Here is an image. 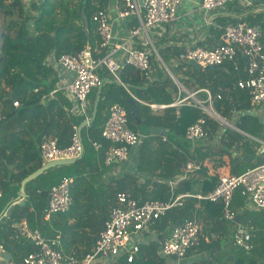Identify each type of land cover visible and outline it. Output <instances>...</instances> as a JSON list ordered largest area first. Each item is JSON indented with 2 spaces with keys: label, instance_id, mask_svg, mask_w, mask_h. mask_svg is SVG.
I'll use <instances>...</instances> for the list:
<instances>
[{
  "label": "trees",
  "instance_id": "trees-1",
  "mask_svg": "<svg viewBox=\"0 0 264 264\" xmlns=\"http://www.w3.org/2000/svg\"><path fill=\"white\" fill-rule=\"evenodd\" d=\"M85 1L86 3L84 0H36L31 2L28 8L23 0H0V18L8 20L0 42V112L3 116L0 121V190L3 193L0 199V219L12 205L14 206L8 222L0 227V245L15 256L18 251L23 252L21 264L29 253L37 250L30 241L20 238L18 229L14 228L23 221L48 239L59 236L64 253L77 258L82 264L87 255L95 252L99 235L111 209L117 206L118 192H127L141 204L147 201L167 202L180 194L194 195L196 185H193L191 180L183 181L172 191L169 185L159 181L146 180L142 183L138 174H155L161 162L158 158L160 148L171 146L170 133L185 137L187 129L198 119L205 117L211 137L203 141L195 151L179 144V151L184 153L173 151L178 157L173 161V169L167 177L179 174L180 165H186L191 160L202 165L212 153L204 151L209 140L218 135L220 130L217 121L194 106L184 105L179 111L168 109L163 116L153 115L150 107L137 102L132 95L153 103L171 104L174 99L171 92L166 90L165 84L143 88L149 82L147 76L126 66L121 73L124 87L114 81L106 69H100L98 75L104 78L106 83L102 87L96 119L82 131L85 146L83 158L74 164L45 171L26 185L25 197L18 200L21 182L46 164L40 150L43 140L57 138L61 149L68 148L72 145L81 123L92 118L98 89L92 91L89 96L86 116L73 115L70 112L71 103L62 92L56 93L53 98L48 97L59 84L57 73L47 66V61L52 55H75L90 47L95 57L105 56V52L100 50L93 15L99 10L108 9L114 0ZM230 4L237 6L236 3ZM119 7H124L123 0H119ZM238 22H246L249 26L264 31L263 17L260 15L248 14L237 19L230 18L220 25L225 27ZM215 31L222 33V30ZM155 47L165 59L157 43ZM178 55L179 52L175 54ZM155 60L154 56L152 61ZM187 65L189 64L183 66ZM193 71L197 81L202 79L201 81L207 82L208 75L212 77L216 87L225 86L222 94L214 93L217 99L215 108L222 118L233 122L241 131L228 128L221 137L219 151L232 159L233 175H240L248 169L264 164V156H259L258 145L254 141L264 138V124L258 113L253 110L249 91L239 87L240 79L230 78L218 72L219 70L211 71L209 68H205L204 72L195 69ZM223 79H227V82L224 83ZM184 84L188 87V81L184 80ZM12 93L14 102L9 99ZM218 96H221V99H218ZM45 97L48 99L44 100ZM15 102L19 103V107L14 106ZM114 104H120L127 110L129 127L133 131H138L137 122L131 115L135 106L136 115L146 120L147 129H164L167 134L160 132L155 136H146L139 149L141 154L137 164L138 174L125 175L109 184H95L93 179L102 176L110 168L104 163L109 143L104 140L102 131L108 120L109 109ZM94 142L102 143L103 149L96 151ZM155 144L157 147L152 149L151 146ZM250 158L256 161L246 163L243 160ZM64 178L73 180L71 210L67 214L53 215L50 219L43 220L49 193ZM205 203L208 210H217L210 215L212 219L222 216L221 202ZM247 203L246 198L236 195L233 209L241 223L250 224L254 228L253 248L250 252L237 246L229 249L222 248L219 243H208L203 239L200 229V245L192 248L186 257L196 252L197 258L193 264H264V211L247 210ZM196 205V199L187 198L183 206L173 208L156 221L153 227L159 233L160 241L141 244L132 263H129L127 258H121L118 262L96 264H168L167 259L160 254L164 238L174 230L178 222L193 219ZM216 248L219 251L216 252Z\"/></svg>",
  "mask_w": 264,
  "mask_h": 264
},
{
  "label": "built area",
  "instance_id": "built-area-1",
  "mask_svg": "<svg viewBox=\"0 0 264 264\" xmlns=\"http://www.w3.org/2000/svg\"><path fill=\"white\" fill-rule=\"evenodd\" d=\"M29 8L36 0H23ZM40 1V0H39ZM144 6L138 0H123L124 8L118 7L116 16L119 20L135 18L137 25L132 26L124 35H119L114 29V20L108 9L99 10L93 15V22L100 40V50L105 56L95 57L91 48L75 55L64 54L60 57L52 55L47 66L54 69L59 78L57 89L52 91L49 98L62 92L70 101V112L75 116H86L88 113L89 96L94 89L104 86L106 80L98 75V70L106 69L114 81L125 87L121 73L130 66L144 73L149 79L153 71L152 58L155 56L161 68L167 67L161 59L154 43V30L170 25L179 18L180 8L187 4H195V0H143ZM229 3H240L252 6L254 0H196V5L206 14L223 9ZM119 6V0H118ZM224 43L216 48L204 47L187 48L179 53L178 61H193L203 69L222 67L232 63L235 71L240 68L237 64L239 57L246 59L247 78L240 80L241 89L249 91L253 110L256 111L264 124V46L261 42L262 33L257 27L249 26L246 22H238L223 27ZM143 48L138 47V43ZM166 70H168L166 68ZM68 76V81L65 79ZM207 103H190L195 94H188L179 99L174 105H189L209 113L212 118L223 119L213 110L214 96L206 90ZM47 97L44 98L46 100ZM221 99V96L217 97ZM48 99V98H47ZM138 100L137 98H135ZM139 101V100H138ZM19 107V103H14ZM151 109L165 108L160 105H150ZM3 116L0 112V121ZM102 136L106 142L107 152L104 163L107 167L122 164L130 159L134 148L143 143V135L129 127L127 110L120 104H114L109 109L108 120L103 128ZM211 137L207 129L205 117L198 119L186 131L185 139L192 144L208 140ZM257 143L259 156H264V138L254 139ZM96 151L103 149V144L94 142ZM43 160L48 163L58 160L78 158L82 152V142L76 134L70 147L61 149L57 138H46L41 146ZM201 170V166L191 160L184 167V174L179 179L186 181ZM71 178H64L54 186L49 193L46 218L53 215L67 214L73 203ZM176 185H171L175 188ZM175 190V189H174ZM173 191V190H172ZM236 195L247 199L255 210L264 211V164L248 169L240 175L219 177L216 187L206 195L181 194L169 201H147L139 203L127 192H118L117 206L111 209L110 216L105 222L99 235L95 252L85 257L82 264L118 262L127 258L132 263L140 250V245L133 243V237L139 236L148 227L164 217L173 208L183 206L187 198L200 201L223 204L221 219L235 223L238 214L233 209ZM3 193L0 190V199ZM20 238L33 242L37 250L29 253L23 264H80L77 258L68 256L62 250L61 238L48 239L39 230L31 229L26 221L17 227ZM200 227L195 219H186L174 228L161 245L160 254L166 259L182 260L188 252L200 245ZM254 228L250 224H239L235 232L234 245L250 252L253 248L252 239Z\"/></svg>",
  "mask_w": 264,
  "mask_h": 264
},
{
  "label": "crops",
  "instance_id": "crops-1",
  "mask_svg": "<svg viewBox=\"0 0 264 264\" xmlns=\"http://www.w3.org/2000/svg\"><path fill=\"white\" fill-rule=\"evenodd\" d=\"M254 2L255 3L252 6H244L240 3H236L237 6H234L233 4L229 3L223 9H220L215 12H211L209 14L204 13L199 8V6L196 5V0L194 2L195 4H187L182 6L180 8L179 18L175 22H173L170 25H166L160 29L154 30V35H155L154 42L157 43V45H159V49H161L165 59H163L161 56L160 57L164 61L167 67L161 68L157 63V60L152 61L153 71L150 75L151 78L149 79L147 77L149 82L146 86L143 87L146 88L150 85L153 86L155 84H165L164 86L166 87V90L171 92L174 102L171 104H159V103H153L152 101L150 102L148 100H141L138 97L132 95L133 98L134 99L137 98L139 100L138 101L135 99L137 102L148 107H150V105L165 106V108L162 109L161 108L157 110L151 109L153 115L163 116L164 112L168 109H175L179 111V109L182 108V106H178L174 104L180 98L181 99L186 98L188 94H195L194 96L195 99L191 98L190 103L194 104L196 102L195 100H197L206 103V106L208 107L207 93H206L207 90L214 96V103L212 106L213 110H215V112L219 115V117H221V115L216 111L215 108V102L217 99L214 93L222 94V92L225 89V86L220 85L216 87V84L213 81L212 77L208 75L206 76V78L208 79L207 82L201 81L202 79H200V81H197L196 77L193 74L194 73L193 69L195 68L190 65L192 68L187 69V67L183 66L185 64L180 65V63L189 64V62H183L180 60L178 61L177 58L178 56H175V54L177 52L181 53L187 48H196L200 46L208 49H213L218 47L219 45H222L224 43V30H223V26H221L220 23H222L224 20L227 21L230 18L237 19L244 17L248 14H251L254 16H258V15L262 16L264 23V0H254ZM118 7H119L118 0H114L109 6L108 10L110 11V14L115 23L114 24L115 31L119 35H124L128 31V29H130L134 25H137L138 22L135 18L132 17L124 20L117 19L116 8ZM238 8H240L239 11H236V9ZM258 29L261 31V28ZM215 30L218 31L222 30V33L218 34ZM261 33H263L262 44L264 46V31L263 32L261 31ZM137 43H138V47L143 48L142 44H139V42ZM157 52L159 53V50H157ZM168 61L172 64V66L167 64ZM237 64L240 68L239 71H235L234 65L232 63H229L222 66L218 72H222L223 74H225L230 78L234 77L237 80L239 79L243 80L247 78V73L245 69L246 68L245 58L239 57L237 59ZM166 68L168 70H166ZM201 72H204V69H202ZM189 76L191 77V80H189ZM200 78H202V76H200ZM65 79L68 81L69 79L68 76H66ZM184 80L188 81V87L184 84ZM223 81L224 83H226L227 79H223ZM204 83L207 85H205ZM183 95H185V97ZM213 119L215 121L219 120V118L218 119L213 118ZM222 119H223L222 123L221 120L219 123L220 124L219 134L209 140L207 144V149L204 150L205 152L210 151V153L211 152L212 153L203 161L202 165H200L201 170L197 173L192 174L189 177V179H187V180H191L193 185H196L194 187V195L208 194L216 187L219 181V177L233 175L232 163H231L232 159L230 158L229 155L220 152L221 137L228 128L234 129L238 132L241 131L234 126L233 122H228L224 118ZM234 120L237 121L236 119ZM140 121L141 124H137L138 131L136 132L143 135L144 137L143 141L148 135L155 136L160 134V132H163V135L167 134V131L164 129H157V128L151 130L147 129L146 120L140 119ZM169 139L171 140V144L169 143L171 146H169L168 148L166 147L160 148L159 150L158 158L161 162L158 166V171L155 174H149L146 172L138 174L137 164L140 159L141 153L139 149L142 146L141 144L140 146L132 150L129 160L130 164L129 163L116 164L110 167L109 170L104 172L102 176L95 178L96 180L93 179L92 182L93 183L95 182V184L98 183L109 184L114 179L122 178L123 176L128 174L134 175L137 173L142 183H144L146 180L159 181L165 183L166 185H169V187L173 191H175L178 185L182 183L179 181V179L180 177H182L181 175L184 174L183 170L185 165H180L179 174L175 175L174 177H170V178L167 177V174L173 169L174 166L173 161L177 160L178 157V155L173 154V151L181 150L179 144L190 149L191 151H195V149L198 148L200 144L203 143V141H199L195 144H192L189 143L185 139V137H182L181 135H177V134L174 135V133H170ZM164 141L168 143L166 138H164ZM156 147L157 144L151 146L152 149ZM179 152L184 153L183 151H179ZM255 161L256 160L254 159L253 162ZM159 175L162 176L160 177ZM171 185H176V186L175 188H172ZM196 201H197V205L193 219L197 221L201 229V234L203 239H205L208 243H219L220 245H222V248L227 247L230 249L234 247L235 245L233 242V238L237 230V226L239 224H243L241 223L240 218L237 219L235 223L226 222L222 220L221 217L212 219L210 215L212 213L214 214V212H216L217 210L214 208L208 210L207 205L205 203L208 201H200L198 199H196ZM246 207L247 210H255L253 206H251V203H247ZM46 220H48V218H46ZM18 226L19 224H16L14 228H17ZM153 241H157V242L160 241V235L154 229L153 226L148 227L145 231L140 233L139 236L133 237V243L137 245L149 244ZM30 244L32 245L33 243L30 241ZM0 246L3 249V252H7L8 254L11 255V262L15 264L22 263L23 252L18 251L17 256H15L9 251L5 250L2 245ZM217 251L219 250L216 248V252ZM195 254L196 252L190 254L188 257H185L182 260H177L175 258L167 259V262L168 264H193L194 260H196L197 258Z\"/></svg>",
  "mask_w": 264,
  "mask_h": 264
},
{
  "label": "water",
  "instance_id": "water-1",
  "mask_svg": "<svg viewBox=\"0 0 264 264\" xmlns=\"http://www.w3.org/2000/svg\"><path fill=\"white\" fill-rule=\"evenodd\" d=\"M139 1V4L141 6H144V1L143 0H138ZM84 2L86 3V1L84 0ZM4 33L3 32H0V42H1V39L3 37ZM246 60V59H245ZM189 65L193 66L195 69H197L198 71H201L203 68L200 66V65H197L196 63H194L193 61H190L189 62ZM211 71H218L220 70V68L218 67H210L209 68ZM101 91H102V87L99 88V91H98V96L96 98V101H95V105H94V111H93V115H92V118L90 120H85L84 122L81 123V125L78 127V130H77V135L79 137V139L81 140L82 142V152H81V155L78 157V158H73V159H69V160H58V161H52V162H48L46 163L43 167H41L40 169H38L37 171H35L34 173H32L31 175H29L28 177H26L22 182H21V188H20V195H19V198L18 200L20 199H23L25 197V187L26 185L33 181L34 179H36L38 176L42 175L45 171L49 170V169H53L55 167H59V166H65V165H71V164H74L76 163L77 161L81 160L85 154V146H84V142H83V139H82V131L84 128H86L87 126L91 125L94 120L96 119L97 117V112H98V105H99V102H100V98H101ZM11 101H15L14 100V94L12 93L10 98H9ZM135 106L131 112V115L132 117L137 121V124H141V121L139 119V117L136 115L135 113ZM245 162L247 163H253L254 159L251 158V159H243ZM49 200V198H48ZM48 200H47V203H48ZM22 205H24V203H22ZM14 206L12 205L7 211L6 213L1 217L0 219V227L2 224H6L11 216V213H12V210H13ZM46 211L43 213V220L46 219ZM181 222H178L175 226V228H178L179 225H180ZM33 243V242H32ZM0 264H15L13 262H11V255L8 254L7 252H3V249L2 247L0 246Z\"/></svg>",
  "mask_w": 264,
  "mask_h": 264
},
{
  "label": "rangeland",
  "instance_id": "rangeland-1",
  "mask_svg": "<svg viewBox=\"0 0 264 264\" xmlns=\"http://www.w3.org/2000/svg\"><path fill=\"white\" fill-rule=\"evenodd\" d=\"M124 8V7H123ZM7 22H8V20L7 19H4V18H0V32H3L4 31V29L6 28V26H7ZM229 25V24H228ZM227 26V25H226ZM155 43V42H154ZM156 44V43H155ZM167 64L168 65H170V66H172V64L168 61L167 62ZM183 65V64H185L186 65V63H180V65ZM187 67V69H189L190 68V66L189 65H187L186 66ZM178 72H180V71H178ZM183 73V72H182ZM94 90H96V89H94ZM93 90V91H94ZM209 114V113H208ZM210 115V114H209ZM211 116V115H210ZM218 123H220V121H217ZM221 123H222V121H221ZM130 160V159H129ZM127 161V162H125V163H129L130 164V161ZM110 216V215H109ZM151 226H153V225H151ZM170 235H171V233H170Z\"/></svg>",
  "mask_w": 264,
  "mask_h": 264
},
{
  "label": "bare ground",
  "instance_id": "bare-ground-1",
  "mask_svg": "<svg viewBox=\"0 0 264 264\" xmlns=\"http://www.w3.org/2000/svg\"><path fill=\"white\" fill-rule=\"evenodd\" d=\"M228 124V123H227Z\"/></svg>",
  "mask_w": 264,
  "mask_h": 264
}]
</instances>
